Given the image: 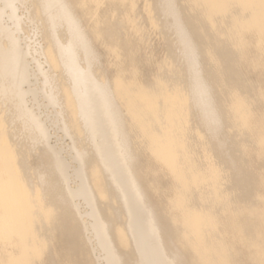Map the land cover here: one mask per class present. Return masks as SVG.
Masks as SVG:
<instances>
[{"label": "bare ground", "instance_id": "obj_1", "mask_svg": "<svg viewBox=\"0 0 264 264\" xmlns=\"http://www.w3.org/2000/svg\"><path fill=\"white\" fill-rule=\"evenodd\" d=\"M0 264H264V0H0Z\"/></svg>", "mask_w": 264, "mask_h": 264}, {"label": "rangeland", "instance_id": "obj_2", "mask_svg": "<svg viewBox=\"0 0 264 264\" xmlns=\"http://www.w3.org/2000/svg\"><path fill=\"white\" fill-rule=\"evenodd\" d=\"M141 3H142V1L140 2V5L142 6L143 4H141ZM27 5L28 6L26 7V3L22 4L21 7L23 6L24 9H22L20 7L21 8V12H19L20 9L18 10L19 14L20 15L22 14L21 16H23L24 11H25L26 14H28L27 11H29V10L27 8H29V4L27 3ZM102 6L99 9L100 10V13L102 12L103 9L107 8L106 5L105 6L102 5ZM25 13H24L25 16H23L24 17L23 19L25 21V28L28 26V28H26L25 30H28V31H24V35L25 36L27 34L28 35H31L30 37L32 39L30 38V40H29L28 39L29 38L28 35L26 37L23 35V37H24L23 39H25L24 41L29 40L28 42L27 41L26 42L27 43H30V41L32 40L30 44L32 46L34 45L35 48L44 45L45 42H44V40L41 37L40 26L39 25L37 26L36 25L37 24L36 22L31 21L27 17L28 15H26ZM37 29L40 30L39 33H38ZM35 31H36V33H35ZM147 36H148V39H149V45L145 46V48H142V51H141L142 55L144 56L146 54H151V55L154 56L155 59H160L164 55V45H163V40H162L161 36L156 31H154V30H152L150 28H148ZM33 40H34V43L35 44L33 43ZM42 40H43V42H42ZM35 41L36 42H39V43H36ZM96 47H97V49L99 50L100 54L103 57L102 58V62H104V64H111L114 61V58L112 56H108V55L105 54L104 48H103V46H102L101 43L97 42L96 43ZM40 60L42 62L44 61L43 58H41ZM34 66H35V63L32 61L31 62V67L34 68ZM150 69H152V71L154 70V68H150ZM150 69H149V67H147V68H145L144 72H147L149 70L147 73L150 74V72H151ZM39 84H40V82L39 81H36V84H34L33 87L34 86L36 87ZM29 103H30V107L33 106L34 108H36L34 101L33 102L30 101ZM31 104H33V105H31ZM36 104L38 106L37 108H39V106H40V108L38 110L36 108V110L41 115L42 120L46 124V126H47V128H48V130H49V132L51 134V136H50L51 143L54 144V145H56L59 149H62L63 155H65V157L67 158V160L70 162L71 161L70 160L71 159V157H70L71 155H70V152H69L70 151L69 148H70L72 142H70V138L69 137H65L66 135L60 129V127H59V125H60L59 124V121H58V119L56 118V115H55L56 110L51 105L47 104L46 101H45V99L42 98V96L41 97L39 96L38 103H36ZM36 158H37L36 156L33 157L32 163H34L36 161L35 160ZM34 164H37V161ZM71 184L74 185L75 182L73 181V182H71Z\"/></svg>", "mask_w": 264, "mask_h": 264}]
</instances>
